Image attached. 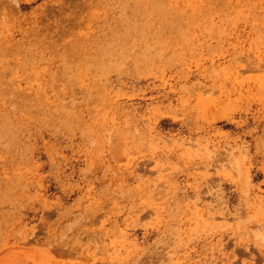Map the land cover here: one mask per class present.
<instances>
[{
  "label": "rangeland",
  "instance_id": "1",
  "mask_svg": "<svg viewBox=\"0 0 264 264\" xmlns=\"http://www.w3.org/2000/svg\"><path fill=\"white\" fill-rule=\"evenodd\" d=\"M0 264H264V0H0Z\"/></svg>",
  "mask_w": 264,
  "mask_h": 264
}]
</instances>
